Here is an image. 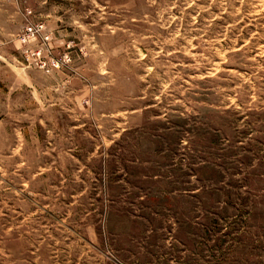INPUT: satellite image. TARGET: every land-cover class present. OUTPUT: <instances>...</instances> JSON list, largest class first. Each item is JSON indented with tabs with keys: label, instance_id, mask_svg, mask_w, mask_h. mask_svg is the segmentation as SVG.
<instances>
[{
	"label": "rangeland",
	"instance_id": "obj_1",
	"mask_svg": "<svg viewBox=\"0 0 264 264\" xmlns=\"http://www.w3.org/2000/svg\"><path fill=\"white\" fill-rule=\"evenodd\" d=\"M0 264H264V0H0Z\"/></svg>",
	"mask_w": 264,
	"mask_h": 264
}]
</instances>
